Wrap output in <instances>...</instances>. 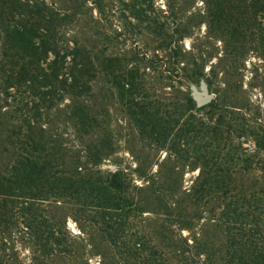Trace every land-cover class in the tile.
Returning a JSON list of instances; mask_svg holds the SVG:
<instances>
[{"label":"rangeland","instance_id":"rangeland-1","mask_svg":"<svg viewBox=\"0 0 264 264\" xmlns=\"http://www.w3.org/2000/svg\"><path fill=\"white\" fill-rule=\"evenodd\" d=\"M45 1L67 16L65 46L99 58L89 96L77 100L89 109L94 125L86 133L74 129L70 98L50 112L45 125L63 143L66 167L81 166L82 175L102 179L121 174L131 205L122 231L144 235L167 264H225L226 236L217 221L221 200H195L202 165L175 155L170 143L157 147L143 141L126 96L135 89L134 103L143 102L144 95L150 106H159L162 120L218 125L222 143L237 156L231 176L235 194L264 189V143L253 135L264 136V0H241L240 10L220 5L218 19L213 0ZM232 4L240 3L227 6ZM202 79L213 99L198 107L191 86ZM117 87L126 99H119ZM1 98L5 111L9 98ZM6 150L0 141V177L9 162ZM87 151H99L100 161L92 162ZM40 205L55 222L65 252L45 254L18 219L1 224L0 264H123L77 206L66 199Z\"/></svg>","mask_w":264,"mask_h":264},{"label":"trees","instance_id":"trees-1","mask_svg":"<svg viewBox=\"0 0 264 264\" xmlns=\"http://www.w3.org/2000/svg\"><path fill=\"white\" fill-rule=\"evenodd\" d=\"M213 1L216 19L220 5L243 9L241 0L229 6L233 0ZM65 23L67 16L45 0H0V97L9 98L5 102L8 111L0 107V120H4L0 141L6 145L9 159L0 177V227L21 219L45 254L65 252L55 222L40 203L66 199L114 246L123 264H167L144 235L122 231L126 215L131 213L122 175L102 179L92 173L82 175L81 166L70 170L63 161V143L45 126L50 124V112L66 98L72 99L69 119L78 133H86L95 123L86 105L77 100L89 96L99 58L82 48L65 46ZM134 90L126 96L129 99L120 88L118 95L133 110L141 139L157 147L170 143L175 155L199 162L204 171L195 200H221L217 221L226 236L225 264L234 260L237 264H264V189L247 196L235 194L231 176L237 156L222 143L218 125L192 118L183 124L174 117L162 120L157 116L159 106H150L144 95L143 102L134 103ZM189 105L194 106L191 99ZM253 135L257 143H264V136ZM99 155V151H87L92 162H99Z\"/></svg>","mask_w":264,"mask_h":264},{"label":"water","instance_id":"water-1","mask_svg":"<svg viewBox=\"0 0 264 264\" xmlns=\"http://www.w3.org/2000/svg\"><path fill=\"white\" fill-rule=\"evenodd\" d=\"M192 97L195 100L198 107L209 104L213 99V94L209 91L207 82L202 79L199 82V86H191Z\"/></svg>","mask_w":264,"mask_h":264}]
</instances>
